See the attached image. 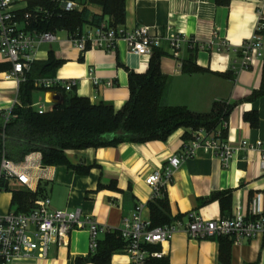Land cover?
Wrapping results in <instances>:
<instances>
[{"label":"crops","instance_id":"obj_1","mask_svg":"<svg viewBox=\"0 0 264 264\" xmlns=\"http://www.w3.org/2000/svg\"><path fill=\"white\" fill-rule=\"evenodd\" d=\"M29 2L23 0L15 8H26ZM89 4L85 9L102 13L100 6ZM261 15L264 17V0H126V28L149 27L153 34L185 35L197 42L195 61L203 69L199 73L182 71L181 63L189 58L190 48L186 47L178 57L167 44L159 50L164 54L161 69L169 77L166 105L205 113L215 102L237 104L228 120L227 141L237 150L232 161L225 167L216 156L203 151L185 160L165 190L171 219L187 221L193 213L205 220L236 213L248 216L258 197L264 205V172L260 164V152L264 153V97L247 101L262 87L264 61L242 71L239 51L255 33ZM56 35L61 42L41 44L32 68L53 56L62 64L52 78L46 79L76 80L74 92L93 104L111 103L120 110L130 99L129 74H146L149 70L152 57L132 53L123 42L114 52L94 49L80 53L66 42L67 31ZM6 63L0 54V64ZM3 73L0 72L1 113L14 107L19 93L17 82L5 81ZM38 79L41 77L36 72L35 81ZM57 95L58 91L39 89L33 94L34 106L45 105L51 111L58 104ZM249 114L258 115L257 127L246 119ZM184 134L185 130L180 129L166 142L68 151L69 161L89 167V173L81 175L64 166L36 165L31 170L35 190L40 188L42 197L51 199L52 211L80 209L112 231L119 229L123 219L131 217L140 204L145 205L143 217L151 221L149 203L153 192L146 179L181 151ZM243 141L252 145L262 142V147L260 151L243 149ZM12 186L11 189L20 188ZM220 192H231L224 213L219 200L206 203ZM12 200L11 192L0 193V215L13 211ZM152 250L164 254L162 260L152 264H264V238L232 240L229 258H221L218 240H196L183 231ZM90 253L88 230H77L64 245H53L47 258L27 257L11 264H77L78 259ZM111 264H129V258L122 252L113 256Z\"/></svg>","mask_w":264,"mask_h":264},{"label":"built area","instance_id":"obj_2","mask_svg":"<svg viewBox=\"0 0 264 264\" xmlns=\"http://www.w3.org/2000/svg\"><path fill=\"white\" fill-rule=\"evenodd\" d=\"M22 1L0 0V54L11 65V69L3 73L2 77L5 81H16L18 86L27 80L36 60L37 48L43 43L61 42L56 34L32 29L34 24L44 17L53 18L56 12L73 13L85 9L81 0H51L54 4L52 10L44 6L33 9H28V6L23 9L15 8ZM263 20L261 15L255 33L239 49L242 54V71L250 70L255 63H262L264 60V37L260 34L264 29ZM88 27L76 33L67 32L66 42L80 53L94 49L114 52L118 43L123 42L132 53L149 57L167 44L178 57L186 47L194 49L198 46L196 41L185 35L153 34L149 27L128 29L124 25H114L107 17L98 25ZM35 84L48 91L62 89L67 93L77 88L76 80L41 78ZM97 84L98 81L94 80V85ZM35 108L41 115L50 111L45 105ZM11 118L12 109L0 112V123L4 126ZM241 146L243 149L260 151L262 142L252 145L243 141ZM199 151L216 156L223 166L228 167L237 150L227 139L222 138L221 132L209 134L203 129L192 132L190 140L183 138L181 151L170 157L161 170L146 179V184L153 192L152 200L165 196L166 188L173 182L182 163L196 157ZM260 153L261 169L264 172V153ZM41 164L42 156L39 153L28 155L23 162L3 158L0 162V193L8 191L14 184L35 192L31 170ZM51 205V199L43 198L37 200L35 207L28 213L11 211L0 215V264H11L18 259L33 256L47 258L53 245H64L74 231L85 229L90 235L91 253H95L101 236L112 231L101 226L92 217L85 216L80 209L52 211ZM144 209L145 205H138L132 216L123 219L121 227L116 230L126 243L124 252L129 258V264H152L153 261L162 260L163 252L152 248L169 243L180 231L196 240L226 237L242 242L264 238V205L259 197L248 216L236 213L228 218L205 220L193 213L187 221L174 219L169 224L158 227H152L151 221L143 217Z\"/></svg>","mask_w":264,"mask_h":264},{"label":"trees","instance_id":"obj_3","mask_svg":"<svg viewBox=\"0 0 264 264\" xmlns=\"http://www.w3.org/2000/svg\"><path fill=\"white\" fill-rule=\"evenodd\" d=\"M88 1L100 6L102 13L93 14L88 8L82 12H56L53 18H41L32 29L53 34L62 30L76 33L85 25H98L106 16L111 17L114 25H124L126 0ZM39 6L50 10L54 8L51 0H30L28 9ZM260 34L264 37V29ZM196 50L191 49L189 58L183 60V73L203 71L195 61ZM163 56L162 52L156 50L146 74H129L130 99L118 111L111 103L93 104L90 99L79 97L74 91L67 93L59 89L61 103L53 110L39 114L33 103V94L39 89H46L36 86L35 73L38 72L41 78H52L62 62L51 56L46 63L34 65L33 70L31 69L33 72L19 86L17 103L12 108L10 122L6 126L0 123V162L3 158L23 162L28 155L39 153L45 167L64 166L78 174L87 175L90 168L73 165L67 156L68 151L117 147L124 143L166 142L180 129L185 130V140L191 139L192 132L202 129L209 134L221 132L222 138L227 139L228 120L237 104L215 102L211 111L205 113L166 105L164 98L169 77L161 69ZM10 69L9 63L0 64V72ZM261 97H264V65L262 87L247 101ZM246 119L251 126H258V115L249 114ZM7 190L13 194L12 208L18 213L30 212L35 207V202L43 198L40 188L36 192L23 187ZM230 195L231 192L215 193L206 203L219 200L224 213L230 202ZM149 208L152 227L166 225L174 220L168 215L169 203L166 195L152 200ZM217 240L220 243L221 258H229L232 240L226 237ZM125 248L126 243L121 234L116 230L111 231L100 240L95 253H90L85 259H78L77 264H111L113 256L124 252Z\"/></svg>","mask_w":264,"mask_h":264},{"label":"rangeland","instance_id":"obj_4","mask_svg":"<svg viewBox=\"0 0 264 264\" xmlns=\"http://www.w3.org/2000/svg\"><path fill=\"white\" fill-rule=\"evenodd\" d=\"M81 2L83 3V5L85 6V8L87 7V5L89 4V1L88 0H81ZM90 5V4H89ZM107 18H110V16H106Z\"/></svg>","mask_w":264,"mask_h":264},{"label":"water","instance_id":"obj_5","mask_svg":"<svg viewBox=\"0 0 264 264\" xmlns=\"http://www.w3.org/2000/svg\"><path fill=\"white\" fill-rule=\"evenodd\" d=\"M61 101H62V97L60 96V95H57V96H55V102L56 103H61Z\"/></svg>","mask_w":264,"mask_h":264}]
</instances>
